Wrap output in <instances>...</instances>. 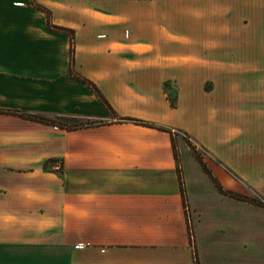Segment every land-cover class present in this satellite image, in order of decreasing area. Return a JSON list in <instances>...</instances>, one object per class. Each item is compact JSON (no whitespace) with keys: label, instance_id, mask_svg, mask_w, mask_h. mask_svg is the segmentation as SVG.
Listing matches in <instances>:
<instances>
[{"label":"crops","instance_id":"0c3cea01","mask_svg":"<svg viewBox=\"0 0 264 264\" xmlns=\"http://www.w3.org/2000/svg\"><path fill=\"white\" fill-rule=\"evenodd\" d=\"M0 95L68 142L35 264H264V0H0Z\"/></svg>","mask_w":264,"mask_h":264},{"label":"rangeland","instance_id":"374dc122","mask_svg":"<svg viewBox=\"0 0 264 264\" xmlns=\"http://www.w3.org/2000/svg\"><path fill=\"white\" fill-rule=\"evenodd\" d=\"M170 91L176 95V87L171 85ZM13 104H9V97L6 99L0 95V107L7 108ZM45 117L48 122L59 126L56 128L65 130L80 128L86 123V120L60 114ZM109 119L95 118L93 121L106 122ZM182 136L186 137L175 131L178 153ZM194 145L202 158L212 159L203 147ZM67 149V138L56 129L40 130L32 121L0 114V264H35L38 249L51 245L50 234L28 236L27 227L35 226L22 222L36 216L50 217L52 210L57 212L54 207L51 210V205L54 201H61L63 195L66 182L63 161H66ZM52 152L60 155L50 157ZM248 197L256 198L257 193L251 191ZM188 222L194 243L190 217Z\"/></svg>","mask_w":264,"mask_h":264},{"label":"trees","instance_id":"16d2710c","mask_svg":"<svg viewBox=\"0 0 264 264\" xmlns=\"http://www.w3.org/2000/svg\"><path fill=\"white\" fill-rule=\"evenodd\" d=\"M37 7L43 9V7H41V6H37ZM53 27L56 28V29H58V30L66 31L70 35V38H71V56H72L71 57V63H73V53H74V44H75V34H74V30L68 29V28H65V27H62V26H53ZM89 83H90L91 87L94 89V91L97 93V95L99 96V98L103 101V103H105L106 105L109 106V103L107 102V100L105 99V97L102 95V93L100 92V90L98 89V87L94 83H92V82H89ZM170 87H171L170 84L168 82H166L165 83V89H166V91H167V93L169 95V98L171 100L172 106L173 107H176L177 106V97H178V95H177V92H176V95L173 96L172 93H171V91H170ZM127 119L134 120L136 123H140L142 125H146V126H150V127H158L156 124L150 123V122L145 121V120L135 119V118H127ZM159 128L161 129L162 127H159ZM172 142H173V147H174L175 155L178 157V152H177L176 142H175L174 137L172 138ZM188 143L191 146V148L193 149V151L196 153V155L199 158L200 162L203 164V167L205 168V170L209 174H211V172L208 169V167L206 166V164H204V161H203L202 156L198 153L196 146L193 144V142L190 139H188ZM220 189H222V188L220 187ZM232 194H234L235 196H238L235 193H232ZM251 200L253 202H255V203L264 205V198L261 197L259 194H257V197L256 198H253Z\"/></svg>","mask_w":264,"mask_h":264},{"label":"built area","instance_id":"2783aa9c","mask_svg":"<svg viewBox=\"0 0 264 264\" xmlns=\"http://www.w3.org/2000/svg\"><path fill=\"white\" fill-rule=\"evenodd\" d=\"M174 133V132H173ZM182 187H183V189H184V184H182ZM185 210L188 212V214H189V211H190V207H189V204H188V202L185 200Z\"/></svg>","mask_w":264,"mask_h":264}]
</instances>
